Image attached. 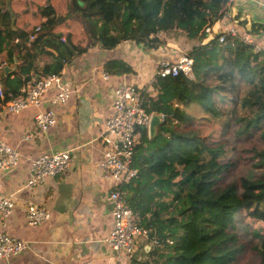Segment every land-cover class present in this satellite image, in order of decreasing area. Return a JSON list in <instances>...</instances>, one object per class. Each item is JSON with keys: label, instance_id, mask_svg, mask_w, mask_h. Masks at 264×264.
<instances>
[{"label": "trees", "instance_id": "trees-1", "mask_svg": "<svg viewBox=\"0 0 264 264\" xmlns=\"http://www.w3.org/2000/svg\"><path fill=\"white\" fill-rule=\"evenodd\" d=\"M168 1L176 17L167 26L153 20L161 0H153L149 11L146 0H68L67 14L57 17L51 15L49 6L42 7L44 20L36 25L40 30L28 47L23 43L36 26L29 32L12 31L9 19L1 21L0 50L6 52V63L17 64L14 79L4 69L0 71L4 99L17 97L30 75L58 74L73 56L90 47L112 50L133 42L158 50L165 45L159 33L181 31L188 40L196 41L185 53L193 61L192 79L182 74L153 77L143 107L147 113L162 115L163 120L153 136L145 128L137 129L132 166L138 176L119 187L127 204L138 212L140 225L150 231L149 239L155 237L162 244L148 250L145 261L138 264H234L246 246L238 226L244 218L256 226L250 231L252 250L258 264H264V173L257 179L239 177L236 183L224 182L232 167L224 160L230 133L242 140L258 135L264 143V56L255 53L251 44L223 33L202 43L204 29L222 18L224 0ZM67 18L82 23L84 45L74 46L69 38L52 33ZM220 36L224 37L222 43ZM60 47L64 52H59ZM47 48L55 50L57 57L38 70V57L50 55ZM104 72L109 76L133 73L119 60L105 64ZM192 105L199 106L206 125H218L219 142L179 129L193 121L186 112ZM250 152L253 167L264 170V148ZM168 199L167 207L162 208ZM146 214L149 218L145 220ZM258 225L261 229L257 230Z\"/></svg>", "mask_w": 264, "mask_h": 264}, {"label": "crops", "instance_id": "crops-1", "mask_svg": "<svg viewBox=\"0 0 264 264\" xmlns=\"http://www.w3.org/2000/svg\"><path fill=\"white\" fill-rule=\"evenodd\" d=\"M46 6L53 10L54 17L65 16L68 0H0V22L9 19L12 31L29 32L44 20L40 9ZM261 27H264V0H235L227 16L214 22L210 29L215 35L234 28L239 37H250L253 48L257 47L264 56ZM52 33L64 40L69 38L74 46L86 43L83 25L75 18H67ZM160 37L165 45L158 50L124 42L112 50H103L97 45L80 56H73L63 65L61 76L62 85L71 90L68 102L52 106L46 101L56 93V88L43 99L41 109L51 108L56 114L55 126L44 136L37 133L34 125L33 117L37 112L34 108L18 115L2 116L0 140L19 152L18 167L12 172L0 173L2 193L12 196L15 202L4 232L24 241L30 250L2 260L0 264H118L115 253L102 242L112 228V218L107 200L111 185L103 181L98 172L102 158L100 132L111 115L117 85L136 84L148 89L160 62H172L196 44L176 30ZM209 39L210 36H206L202 43ZM16 40L14 42L18 43ZM23 45L28 47L26 41ZM46 51L50 55L38 57L36 61L38 70L52 64L57 57L55 50L47 48ZM59 52H64L63 48L60 47ZM112 60L127 64L133 73L104 80L105 64ZM0 61L5 73H10L14 79L16 62L6 63V52L2 50ZM32 77L44 76L30 75L29 80ZM64 151L70 154V168L65 175L48 178L36 188L26 187L32 159ZM29 203L48 210L50 219L40 226H28L24 212ZM148 218L146 214L145 220ZM147 246V241L140 242L133 259L145 261Z\"/></svg>", "mask_w": 264, "mask_h": 264}, {"label": "built area", "instance_id": "built-area-1", "mask_svg": "<svg viewBox=\"0 0 264 264\" xmlns=\"http://www.w3.org/2000/svg\"><path fill=\"white\" fill-rule=\"evenodd\" d=\"M234 1L224 0V5L220 10L223 14L222 17L227 16ZM39 30L40 26H36L33 30L34 33L28 36L26 40L28 46L34 41L35 34ZM204 33L206 36H213L210 27H206ZM223 34L237 37L245 44H251L250 37L247 35L239 37L234 28ZM61 41L64 42L63 39ZM223 41L224 37L220 36L219 42L222 43ZM253 51L257 53L258 48L254 47ZM192 64V59L183 53L172 62H160L154 76L164 78L182 74L186 78L192 79ZM2 70L3 64L0 61V71ZM63 74L64 70L62 69L58 74L32 77L21 86L19 95L9 101L4 99L5 96L0 83V123L2 116L6 113L18 115L24 110L34 108L37 110L33 117L37 133L40 136L47 134L56 124V114L53 109H41V106L45 102L43 99L53 88L57 89L56 93L46 99L50 105H64L68 102L71 90L68 86L62 85L61 76ZM102 78L108 80L109 75L104 72ZM147 88L136 84L121 83L117 85L114 90L111 115L106 119L100 132L102 158L98 172L101 179L111 185L107 200L112 218V228L102 239V242L115 253L118 264H138V261L133 259V255L140 242L147 241V244H149L147 246L148 250L162 245L155 237L149 239L150 231L140 225L141 218L139 214L134 212L127 204L124 194L119 189L120 186L128 184L138 176L137 170L132 166L138 138L137 129L145 128L149 132L151 119L154 116L153 113H147L143 107L144 94L151 92L150 85ZM158 118L160 121L163 120L162 115H158ZM18 165L19 152L0 140V173L12 172ZM69 168V152L38 155L30 162L26 187L36 188L41 186L48 178L65 175ZM14 209L13 197L2 193L0 183V261L9 260L30 250V247L24 241L4 232L6 220L12 216ZM50 217L51 214L48 210L33 203L25 206L24 219L28 226H40L48 221ZM165 243L171 244L169 240H166Z\"/></svg>", "mask_w": 264, "mask_h": 264}, {"label": "rangeland", "instance_id": "rangeland-1", "mask_svg": "<svg viewBox=\"0 0 264 264\" xmlns=\"http://www.w3.org/2000/svg\"><path fill=\"white\" fill-rule=\"evenodd\" d=\"M153 6V0H146V11H149ZM175 12L170 7L168 0H161V7L159 12L153 16L154 22L159 23L160 25L173 24L175 20ZM173 31V30H172ZM169 32H161L160 36L167 35ZM129 55V51H126ZM162 54H160L161 56ZM186 112L193 118V121L189 124L182 125L179 127L182 131L188 132H197L200 136L207 138L210 142H219L220 128L218 125L208 126L204 121L201 120V110L199 106L192 105L186 109ZM227 150L228 153L224 160L230 161L232 167L229 173L224 177V182L226 183H236L239 177H245L250 179H257L264 173L263 169H255L253 164L255 159L253 154L250 152V149L255 148V150H260L264 148V143L260 141L258 135H252L247 140L235 139L231 133L227 137ZM170 199L166 200L162 204V208L167 207ZM163 217H167L166 211L162 210ZM240 228L239 234L241 239L246 244L243 253L238 257L237 261L234 264H258V259L256 254H254L252 248L254 245V240L251 237L252 227L251 221L247 219L240 220L238 222ZM259 225L257 226V230Z\"/></svg>", "mask_w": 264, "mask_h": 264}, {"label": "water", "instance_id": "water-1", "mask_svg": "<svg viewBox=\"0 0 264 264\" xmlns=\"http://www.w3.org/2000/svg\"><path fill=\"white\" fill-rule=\"evenodd\" d=\"M6 70V69H4ZM160 120L157 115H154L151 119L150 128H149V136H153L155 133V128L159 124Z\"/></svg>", "mask_w": 264, "mask_h": 264}]
</instances>
